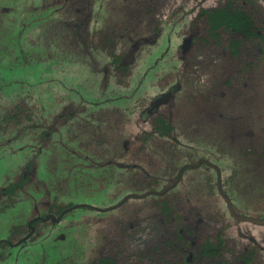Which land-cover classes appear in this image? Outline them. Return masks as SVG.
Masks as SVG:
<instances>
[{
  "label": "rangeland",
  "instance_id": "374dc122",
  "mask_svg": "<svg viewBox=\"0 0 264 264\" xmlns=\"http://www.w3.org/2000/svg\"><path fill=\"white\" fill-rule=\"evenodd\" d=\"M227 3L0 0V264H264V226L232 217L209 165L264 219V179L238 174L251 201L227 184L250 129L264 155V0H234L263 37L239 57L225 33L198 43L200 11ZM208 242L220 254L199 262Z\"/></svg>",
  "mask_w": 264,
  "mask_h": 264
},
{
  "label": "flooded vegetation",
  "instance_id": "af4514ba",
  "mask_svg": "<svg viewBox=\"0 0 264 264\" xmlns=\"http://www.w3.org/2000/svg\"><path fill=\"white\" fill-rule=\"evenodd\" d=\"M228 6H230V10L231 11H239L240 13L248 16L251 19V21H252V30L257 33V36L254 37V36H251L250 33H237V32H235L233 30H231V32H230V31L224 30V28L223 29H216V28L213 27V24H212L213 22L210 19V14H212L217 9H220V8H223V7L226 8ZM75 14H78V13L75 12ZM198 16H199V20L200 21L202 20L201 23H203V26H204L203 32L199 35L201 41L198 39V43H200V44L204 43V44H206V46H208L207 44H211V43L216 42L215 44L217 46H220L221 45L220 44L221 43V40H220L221 35L220 34L221 33H225V34L229 35V37H231V41L228 44L227 49H228L229 53H231L232 56H237V57L240 56L241 51H242L241 47H242V45H244L245 41L248 40V41H252L253 42V41H256V40H260L261 41L263 39L261 31L259 29H257L255 27V25H254V20H253L252 16L249 13H247L246 11L237 8L236 5L234 4V0H228V3L225 6L213 5V7L210 8V9H207V10L202 9ZM206 46H202V45L200 47L198 46L197 49L202 48L203 50L201 52L199 50H197V51L199 53H201V54H204L205 49L207 48ZM210 52H212V50ZM235 52H237V53H235ZM132 57H133V54H130L127 58H124V59L122 57L113 58L112 63L114 65V70L116 72H124V70H128V68H126L127 67L126 65H127V62H133L134 61V59H132ZM118 59H119L120 64H119V62L116 63V60H118ZM211 74H213V73L211 72L210 75ZM175 92H176L175 90H171V91L167 92L166 94L158 95L153 100L151 106L149 108H146L142 112V114H141L142 120L145 121L150 116H152L153 114H158L160 106L162 104H164V103H167L169 100H171L173 98V96L175 95ZM212 93H213V91H211L210 98L212 97ZM223 96H225V94H223ZM154 104H156V106ZM163 121H164V124H163ZM155 122L156 123H160L161 124L160 126H162L161 128L156 127V129H158V131H159L160 136H161V134H164V133H167V132L170 133L172 131V129H173V126H171V124L167 123L164 118L159 117ZM166 127H170V128H166ZM247 133H245V136H249L250 140L251 141L253 140L254 143L251 142L250 144H248L247 147H244V148H241V149L237 150L236 151V156H238L237 164H241V162H243V160L245 158H247V160H249V162L246 163V164H242L240 166V168L237 169V172L232 174L231 181L227 182L229 187L233 188L234 191H236L238 193V195H236V196L239 197L240 201H242L241 199H243L244 201L250 200V199L252 200L254 198V195H252L251 191H249L248 189L246 191L244 190L245 189L244 187H246V186H244V184L242 185L243 186L242 189H237L235 187L236 185L242 183V180L240 178L241 176L238 178V174L241 175L243 172H249V174H250L251 172H253L252 176L251 175H247V178H248L247 181H249L251 183L252 179L257 180L259 178L258 179L259 183L257 184L259 189L261 188V186H263L262 182H263V179H264V173L262 172L263 167H264V155H263V153H261L262 155L259 154V160H258V156H256V154L252 155L249 152L251 150L250 146H254L255 143L259 139L262 140V138H261L262 136L257 137L256 132H253L251 129ZM261 144H262V142H261ZM253 148H255V147H253ZM258 148L260 150L263 147L261 145H258ZM261 151H263V150H261ZM231 156H232V154H231ZM258 161H260V168L258 167V169H256L257 165L259 166ZM207 164H209V163H207ZM209 165L213 167L212 170L216 174V181H217L216 182L217 183V190L216 191L218 193V196L221 199H223V201L226 203V205H227V207L229 209V212L232 215V217L236 221L252 222V223L264 226V219L260 220V219H257V218L240 217L237 214L235 206H234V204H235L234 198L235 197L232 196L233 194L231 193L230 190H226V187H224L223 180L221 178V171L217 167H215V166H213L211 164H209ZM251 166L252 167L254 166L255 169H253V170L250 169ZM206 167H208V165H206ZM195 171H198L200 173H204V175H201V177L205 176V173L208 172L207 169L206 170H200V169L198 170V169H196ZM245 183H247V182H245ZM207 184H208V189L210 190L208 192L209 193L208 195L211 196L210 199H212L214 194H213V191L211 189V185H213L214 183L212 184V182H210V183L208 182ZM9 190H12V189H9ZM216 191H215V193H216ZM166 192L164 191V193H166ZM152 194H155V193L145 194L144 197H146L148 195H152ZM132 196H130V197H132ZM262 208H264V206ZM201 221L202 220H198L197 223H200ZM201 251L202 252L197 256V260H199V262L201 260H209L208 259L209 256H217V255L220 254L219 247H216V245L212 244L211 242H208L207 245H204V247L202 248ZM191 262H192V260H189L188 264H191ZM109 264H114V263L112 261H110Z\"/></svg>",
  "mask_w": 264,
  "mask_h": 264
},
{
  "label": "trees",
  "instance_id": "16d2710c",
  "mask_svg": "<svg viewBox=\"0 0 264 264\" xmlns=\"http://www.w3.org/2000/svg\"><path fill=\"white\" fill-rule=\"evenodd\" d=\"M75 16L74 18H76ZM210 19L213 22V27L216 29L224 28V30L230 32L231 30H233L237 33H250L251 36H257V33L252 30L251 19L248 16L240 13L239 11H231L230 6L215 10L212 14H210ZM117 62H119V59L116 60V63Z\"/></svg>",
  "mask_w": 264,
  "mask_h": 264
},
{
  "label": "water",
  "instance_id": "95a60500",
  "mask_svg": "<svg viewBox=\"0 0 264 264\" xmlns=\"http://www.w3.org/2000/svg\"><path fill=\"white\" fill-rule=\"evenodd\" d=\"M156 106V104H154Z\"/></svg>",
  "mask_w": 264,
  "mask_h": 264
}]
</instances>
